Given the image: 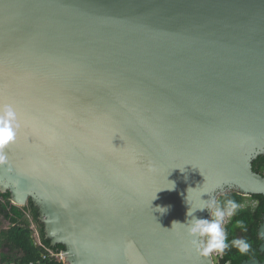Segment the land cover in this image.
I'll return each instance as SVG.
<instances>
[{
	"label": "water",
	"instance_id": "1",
	"mask_svg": "<svg viewBox=\"0 0 264 264\" xmlns=\"http://www.w3.org/2000/svg\"><path fill=\"white\" fill-rule=\"evenodd\" d=\"M5 106L0 193L65 264H214L172 225L264 197V0H0Z\"/></svg>",
	"mask_w": 264,
	"mask_h": 264
},
{
	"label": "trees",
	"instance_id": "2",
	"mask_svg": "<svg viewBox=\"0 0 264 264\" xmlns=\"http://www.w3.org/2000/svg\"><path fill=\"white\" fill-rule=\"evenodd\" d=\"M253 167L256 172L264 175V156L256 159ZM227 199L235 200L240 205L245 201L243 196L231 194L221 197L218 202L223 204ZM251 200L256 201L258 206L256 208L248 207L246 209H238L233 221L227 228V239L230 244L233 239L242 238L247 240L252 247L247 254L241 255L237 249L230 246L224 252V263L241 264L244 260L255 257L264 261V254H261L259 251L262 240L258 236V230L264 214V197L253 196ZM27 213L30 214L33 222L38 226L39 237L44 247L36 246L31 223L26 218ZM0 217L9 221L11 225L9 229L0 231V249L3 252L1 263L14 262L28 264L41 260V255L46 252V248L54 251L64 250L63 246H53L50 240L46 239L44 226L39 220V212L33 203L21 209L10 203L9 193H0ZM237 221H243L246 230L235 227ZM42 264L62 263L52 259L44 261Z\"/></svg>",
	"mask_w": 264,
	"mask_h": 264
},
{
	"label": "clouds",
	"instance_id": "3",
	"mask_svg": "<svg viewBox=\"0 0 264 264\" xmlns=\"http://www.w3.org/2000/svg\"><path fill=\"white\" fill-rule=\"evenodd\" d=\"M18 128L19 124L17 123L15 110L11 106H5L0 110V164L5 162L3 151L14 142ZM114 146L116 145L114 144ZM172 184L173 187L167 190L175 189V184ZM189 190L195 191L196 189L193 190L189 188L188 194ZM206 193L207 192L204 194ZM203 201V206L195 210L188 203L190 208L186 215L191 219H189L186 224L174 221L172 227L176 224L186 226L188 235L193 238L191 240L193 247L202 256L207 257L212 254H223L230 246L237 249L241 255L247 254L252 245L242 238H235L229 244L225 229V224L236 215L241 205L232 199H227L223 204H220L213 196L210 200ZM156 209H159L160 211L158 212L161 214L168 211L167 207H158ZM206 209L210 212V220L198 219L194 216V213H196L197 210L203 211ZM235 227L246 230L243 221H237Z\"/></svg>",
	"mask_w": 264,
	"mask_h": 264
},
{
	"label": "built area",
	"instance_id": "4",
	"mask_svg": "<svg viewBox=\"0 0 264 264\" xmlns=\"http://www.w3.org/2000/svg\"><path fill=\"white\" fill-rule=\"evenodd\" d=\"M244 198H252V197H244ZM258 206V203L256 201L251 200V203H247L246 200L241 204V209H246L248 207H252V208H256ZM235 217V216H234ZM234 217L225 224V229L227 232V228L228 226H230L231 222L233 221ZM39 247H42V242L41 243H37L36 244ZM44 247V246H43ZM63 251H54L51 249H47L46 248V252L42 253L41 255V260H38L37 262H31L28 264H42L44 261L47 260H56L57 262H60L62 264H65V260L62 256ZM214 261V264H230V263H224L223 259H224V253L223 254H212L211 255ZM0 264H21V263H14V262H7V263H1Z\"/></svg>",
	"mask_w": 264,
	"mask_h": 264
},
{
	"label": "crops",
	"instance_id": "5",
	"mask_svg": "<svg viewBox=\"0 0 264 264\" xmlns=\"http://www.w3.org/2000/svg\"><path fill=\"white\" fill-rule=\"evenodd\" d=\"M22 209V208H21ZM26 218L29 220V222L31 223V229L33 230V238L35 241V244H39L40 242V237H39V232H38V226L33 222L32 217L30 216L29 213L26 214ZM3 219V218H2ZM11 226V225H10ZM7 230V229H6ZM37 246V245H36ZM2 254L0 255V262H1V258Z\"/></svg>",
	"mask_w": 264,
	"mask_h": 264
},
{
	"label": "rangeland",
	"instance_id": "6",
	"mask_svg": "<svg viewBox=\"0 0 264 264\" xmlns=\"http://www.w3.org/2000/svg\"><path fill=\"white\" fill-rule=\"evenodd\" d=\"M246 200L247 203H251V199L250 198H244ZM10 226V222L6 221L4 219H2V217H0V231L1 230H6L9 229ZM3 254L2 250L0 249V255Z\"/></svg>",
	"mask_w": 264,
	"mask_h": 264
},
{
	"label": "flooded vegetation",
	"instance_id": "7",
	"mask_svg": "<svg viewBox=\"0 0 264 264\" xmlns=\"http://www.w3.org/2000/svg\"><path fill=\"white\" fill-rule=\"evenodd\" d=\"M229 195H231V194H229Z\"/></svg>",
	"mask_w": 264,
	"mask_h": 264
}]
</instances>
